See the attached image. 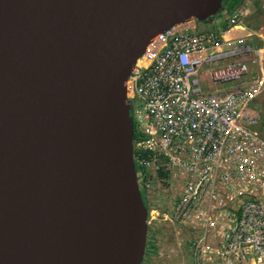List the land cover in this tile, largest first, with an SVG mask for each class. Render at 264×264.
I'll list each match as a JSON object with an SVG mask.
<instances>
[{
	"label": "water",
	"instance_id": "obj_1",
	"mask_svg": "<svg viewBox=\"0 0 264 264\" xmlns=\"http://www.w3.org/2000/svg\"><path fill=\"white\" fill-rule=\"evenodd\" d=\"M223 1L0 0V264H140L125 81Z\"/></svg>",
	"mask_w": 264,
	"mask_h": 264
},
{
	"label": "built area",
	"instance_id": "obj_2",
	"mask_svg": "<svg viewBox=\"0 0 264 264\" xmlns=\"http://www.w3.org/2000/svg\"><path fill=\"white\" fill-rule=\"evenodd\" d=\"M241 29L236 15L219 30L168 28L125 81L138 189L192 235L191 264H264V41Z\"/></svg>",
	"mask_w": 264,
	"mask_h": 264
},
{
	"label": "rangeland",
	"instance_id": "obj_3",
	"mask_svg": "<svg viewBox=\"0 0 264 264\" xmlns=\"http://www.w3.org/2000/svg\"><path fill=\"white\" fill-rule=\"evenodd\" d=\"M243 3L244 4L233 14L236 15V21L239 23L243 18L254 11L253 2L251 0H246ZM260 4L262 7V0H260ZM229 19L230 17H225V15L221 13L210 18V20H206L205 23L202 24L210 26L216 21L219 25H222L224 22L227 23ZM189 25H191V23H189ZM194 25L201 24L195 23ZM202 28L207 29V26ZM245 30L250 32L247 29ZM259 39L264 41V35H260ZM199 82L210 91L218 88L217 85L212 84L205 77H199ZM256 107L259 112V122L255 127V132L264 139V96L257 101ZM162 203L163 201L161 200L159 205L152 204L150 199L149 204H147V212L150 210L156 211L158 216L156 219L147 220V245L144 249L140 264H191L187 247L192 239V235L184 227L178 226L174 222L161 219L160 213L157 210H159V207L163 208Z\"/></svg>",
	"mask_w": 264,
	"mask_h": 264
},
{
	"label": "trees",
	"instance_id": "obj_4",
	"mask_svg": "<svg viewBox=\"0 0 264 264\" xmlns=\"http://www.w3.org/2000/svg\"><path fill=\"white\" fill-rule=\"evenodd\" d=\"M245 1L246 0H224L222 4L224 14L228 17L232 16ZM251 1L253 2L254 11L243 18L240 24L244 29L251 32L254 42L260 45L263 40H260L259 37L260 35H264V9L261 7L260 0ZM207 20H210V18ZM221 28L224 29L225 25H222ZM134 139L135 134L132 130V141H134ZM145 245H147V242Z\"/></svg>",
	"mask_w": 264,
	"mask_h": 264
},
{
	"label": "crops",
	"instance_id": "obj_5",
	"mask_svg": "<svg viewBox=\"0 0 264 264\" xmlns=\"http://www.w3.org/2000/svg\"><path fill=\"white\" fill-rule=\"evenodd\" d=\"M225 17H228V16H226L225 15ZM199 24H201V25H194L197 29H202V30H219V28L224 24H226V22H224L222 25H219L218 24V22H214V24L213 25H210V26H208V25H206V24H202V23H199ZM204 26H207V29H203L202 27H204ZM241 31H245L244 29H241ZM243 32L241 33V34H243Z\"/></svg>",
	"mask_w": 264,
	"mask_h": 264
},
{
	"label": "clouds",
	"instance_id": "obj_6",
	"mask_svg": "<svg viewBox=\"0 0 264 264\" xmlns=\"http://www.w3.org/2000/svg\"><path fill=\"white\" fill-rule=\"evenodd\" d=\"M263 8V7H262ZM264 9V8H263ZM221 13H223L224 14V11L222 10V12ZM220 13V14H221ZM225 15V14H224ZM231 17V16H230ZM206 21V20H205ZM205 21L204 22H200V23H205ZM189 23H191V22H189ZM188 24V23H187ZM193 24H195V23H193ZM197 24H199V23H197ZM184 25V24H183ZM140 191V190H139ZM140 194H141V196L143 197V199H144V201H145V204H146V208H147V203H146V200H145V198H144V195H143V193H142V191H140ZM147 211H148V209H147Z\"/></svg>",
	"mask_w": 264,
	"mask_h": 264
},
{
	"label": "bare ground",
	"instance_id": "obj_7",
	"mask_svg": "<svg viewBox=\"0 0 264 264\" xmlns=\"http://www.w3.org/2000/svg\"><path fill=\"white\" fill-rule=\"evenodd\" d=\"M188 25H189V23H188Z\"/></svg>",
	"mask_w": 264,
	"mask_h": 264
}]
</instances>
